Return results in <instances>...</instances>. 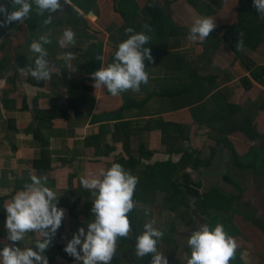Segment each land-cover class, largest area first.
Masks as SVG:
<instances>
[{"label":"crops","instance_id":"0c3cea01","mask_svg":"<svg viewBox=\"0 0 264 264\" xmlns=\"http://www.w3.org/2000/svg\"><path fill=\"white\" fill-rule=\"evenodd\" d=\"M130 1L61 0L63 9L47 25L43 20L48 14L37 16L35 6L23 23L0 25V248L9 243L6 204L30 182V175L46 176L65 215L44 254L49 264H79L64 248L73 233L80 227L87 230V222L94 219L95 195L82 186L81 179L133 155L142 158L143 163L136 166L139 172L152 162L172 161L177 164L173 180L199 183L196 156L184 161L190 148L205 162L211 161L203 169V192L228 194L227 207L221 209L234 219L229 221L232 229L227 234L237 241L235 253L245 264H264V147L259 148L260 139H251L241 130L253 119L257 132L264 134V73L260 70L264 67V30L254 31L247 40L243 30L232 29L237 25L264 28V18L250 15L245 17L250 21L244 18L239 24L240 0H197L194 5L189 0H160L151 8L148 5L154 0ZM0 4L12 7L10 0H0ZM121 4L130 25L117 10ZM198 15L213 17L216 24L215 36L212 31L203 42L189 38ZM157 18L145 45L153 56L151 62L145 60L148 84L116 96L106 88L95 89L91 74L113 61L119 42L130 35L125 30L144 31L143 25ZM31 19L38 24L36 28ZM68 27L75 32V43L61 45L59 40ZM41 32L51 33L52 43L45 47L52 74L38 81L23 69L33 66L29 46ZM240 36L246 45L236 46ZM68 51L75 56L70 63L63 58ZM80 99L83 105L78 104ZM65 112L66 117L53 116ZM227 142L246 159L248 168L235 164ZM142 147L155 153L147 159ZM255 155L260 159L251 165ZM166 198L167 192L159 190L155 203H136L153 211L155 227L161 230H170L178 216V209L173 210ZM199 201L198 196L189 197V202ZM195 209L201 211L200 205ZM219 210L202 215L186 209L193 226L175 225L188 234L181 235L184 239L189 238L188 230L208 224ZM150 218L143 216L146 221ZM134 233L130 224L128 236ZM35 239V233H28L18 246L34 247ZM121 244L118 237L116 247ZM168 249L160 247L167 256ZM185 250L182 247L176 258L182 264L190 256Z\"/></svg>","mask_w":264,"mask_h":264},{"label":"clouds","instance_id":"9594fccd","mask_svg":"<svg viewBox=\"0 0 264 264\" xmlns=\"http://www.w3.org/2000/svg\"><path fill=\"white\" fill-rule=\"evenodd\" d=\"M10 3L11 10L6 4H0V16L3 17L0 25L23 23L33 12V6L37 16L45 17V13L48 14L43 20V24L47 25L51 23L53 15L63 9L61 0H10ZM253 6L264 18V0H253ZM215 27L213 17L198 15L192 21L189 38L203 42ZM144 28L151 31L147 24ZM125 31L130 35L119 42L113 61L91 74L95 89L106 88L113 96L128 90L139 91L141 84L147 85L149 82L145 60L151 62L153 56L151 49L145 45L149 44L151 36L146 31L136 32L131 27ZM51 43V33L41 32L29 46L33 66L23 70L30 71V75L38 81L51 77L52 68L45 47ZM59 43H75L72 28L63 30ZM242 43L240 36L236 46H242ZM63 58L70 63L75 56L68 51ZM96 59L103 61L102 56ZM137 183L138 177L118 162L106 169L102 168L96 175L82 178V186L92 190L95 195L91 209L94 219L87 222V230L80 227L73 233L64 251L79 264H111L117 238L127 237L130 231L128 213L135 207L132 197ZM57 205L58 196L47 186V177L30 175V182L16 191L5 206L6 239L9 243H4L0 248V264H49L44 253L65 215V210ZM148 214L146 210L145 215ZM155 224L154 219L148 220L143 232L136 237V255H152L151 264H168L167 258L157 251L158 241L164 233ZM28 233L36 234L34 247L18 246ZM188 245L191 256L187 264H229L237 249V241L226 233L222 223H217L214 228L201 224L198 230L190 234ZM119 248L120 245L118 252Z\"/></svg>","mask_w":264,"mask_h":264},{"label":"trees","instance_id":"16d2710c","mask_svg":"<svg viewBox=\"0 0 264 264\" xmlns=\"http://www.w3.org/2000/svg\"><path fill=\"white\" fill-rule=\"evenodd\" d=\"M194 4H196L197 0H189ZM130 0H126V3L130 4ZM160 0H154L153 2H151L148 5V8H151L155 5H157L158 3H160ZM170 4V2L168 3V5ZM170 6V5H169ZM12 7H9V10H11ZM119 13H121L125 19L127 20V24H131L130 19L128 18L125 10H124V6L121 4L120 7L117 9ZM239 13V24H241V22L244 21L245 17H248L250 15L252 16H257L259 19L261 18V15L258 13L257 9L253 6V0H240V8L238 10ZM240 16H242V18H240ZM247 20H249V18H245ZM34 19H31V24L33 26V28H36L38 26V24L35 25V23L33 22ZM250 21V20H249ZM159 22V18H157L155 21H153L151 24H147L151 27H155L156 23ZM142 27V26H141ZM139 27V28H141ZM144 27V25H143ZM233 30H237L239 29L240 31L243 30L244 34L248 40V38H250V36L255 35L254 31H258V30H264L263 27L259 26L256 28H249V26H242V25H237V26H232ZM31 31V30H30ZM144 31L148 32L147 29H144ZM215 31L212 32V36H215ZM232 34L234 35L235 33L232 31ZM245 38V37H244ZM235 40V39H234ZM239 40V39H238ZM242 45H246L245 42L242 43ZM237 53H241L237 48H235ZM247 68H253V64H246ZM260 70L263 71L264 73V67L260 68ZM88 91H91L92 88H87ZM94 91V90H93ZM71 102H74V100H71ZM69 103V101H68ZM78 104L83 105L84 104V100L80 99L78 100ZM77 109V108H75ZM53 116H67V113L65 112L64 114H57V115H53ZM253 119H250L248 122H245L242 126H241V130L243 132H245L247 135H249L251 139H260V146L259 148L261 149V147H264V134L258 133L256 130L255 125L253 124ZM253 131V132H252ZM228 145V147H230L234 153V162L235 164L240 167V168H248L247 164L244 163V161H246V159H244L243 157L239 156V154L237 153V151L235 150L234 146L232 143L227 142L226 143ZM114 149L116 147H113ZM215 149V146H214ZM142 154L144 156H146L147 159L151 158V156L155 153L153 151H148L146 150L145 147H142ZM192 156H196L195 159V163L199 164L200 166V172L199 174L200 176V182L199 183H195V182H191L192 184H179L176 180H173L172 175L175 171V169L177 168V164H175L172 161H157V162H152L150 164H148V167L146 170H144L143 172H139L136 169V166H138L139 164L143 163L142 158H139L137 156H133L130 155V158H128L127 156H123V158L119 159V163L123 164L126 168V170H130L131 168L135 170H130L131 173L135 176L138 177V183L135 187L134 193H133V200L135 202V207L134 209L128 213V217L130 218V224L132 227H134V234L133 237H119L121 240V245L119 248V252L116 249V252L114 254V261L112 264H120L121 262V257L120 255L124 252V251H128L131 254H135L136 253V237L138 235H140L143 230H144V224L147 222L145 219H143V216L145 215V211H148V215L146 217H150L151 219H154L153 216V211L150 209H142L136 206V203L138 202H143L144 204H153L155 203L156 197H157V193L159 192V190L162 191H166L167 192V202L168 204H170L169 206L173 209V210H179V212L185 211V209L183 208L184 206L186 207V205L188 204L189 201V197H202L203 194H205L203 191V169H205L206 165L211 164V161L205 162L204 160H202L197 152L195 150L192 149H188V151L186 152L185 156H184V161L188 162V160L192 157ZM256 159H260V158H253V160L250 162L251 165L256 164ZM262 162H264V157L261 159ZM47 164V163H46ZM134 166V167H133ZM258 171V170H256ZM228 180L232 183H234V180L231 178H228ZM212 192L214 190H211ZM209 191V192H211ZM216 191V190H215ZM211 192V193H212ZM207 193V192H206ZM213 194V193H212ZM220 195L222 196V194L220 193ZM233 199V198H231ZM218 199H215L213 202H217ZM200 203V201L198 202V204ZM208 204H214V203H208ZM201 207V206H200ZM219 210L221 209L218 208L217 206H206L203 209H200L202 211V214L204 215H209L210 212H212V210ZM188 210V209H187ZM88 213H91L88 211ZM92 214V213H91ZM181 215L184 216V213H180ZM211 221H214L216 218L215 217H211L209 218ZM155 220V219H154ZM191 224H193V222H191ZM177 225H175V223L172 226V229L170 231H163L164 235L162 237V239L160 240H164L168 243L169 249H168V257L170 259H173V261H175L176 255L178 254V252L181 249V243L176 239L177 238V233L175 232V230H173ZM139 256H137L135 254V260H138ZM177 262V261H175ZM176 264V263H175ZM179 264V263H178Z\"/></svg>","mask_w":264,"mask_h":264},{"label":"flooded vegetation","instance_id":"af4514ba","mask_svg":"<svg viewBox=\"0 0 264 264\" xmlns=\"http://www.w3.org/2000/svg\"><path fill=\"white\" fill-rule=\"evenodd\" d=\"M226 211L227 210H219L217 213H215L216 215H215V220L214 221H212V225L210 224V222L211 221H206V223H208V225L209 226H216V224L217 223H222L223 224V226H224V229H225V231H226V233H229L228 231H227V229H232V227H230L231 226V224L229 223V221H234V219H231V218H227L225 215V213H226ZM200 213H202V211H199ZM198 212V213H199ZM199 213V214H200ZM224 213V215L222 216V214ZM185 214H186V216H185V218L183 217V216H181L179 219H178V221L179 222H183V223H186V225H188V226H193V224H191V222H192V217H191V214H190V212H185ZM203 215V214H202ZM222 216V217H221ZM180 219H182L181 221H180ZM210 220V219H209ZM175 223H178V222H175ZM172 229V228H171ZM170 229V230H171ZM170 230H162V231H170ZM173 230H175V232L177 233V240L181 243V248L182 247H184L185 249H187V250H185L188 254L190 253L191 254V249H190V247H189V245H188V239L189 238H186V239H184V238H182V236L181 235H188V234H186V233H183L184 231H180L179 229H177V226L173 229ZM189 234H191L192 232H194V230H188L187 231ZM164 246H166L167 247V249L169 248V246H168V243L166 242V241H164V240H159L158 241V244H157V251H159L162 255H164L166 258H167V260H168V264H182L181 262H179V261H177L178 259H176L177 258V255H176V258H175V261H177V262H175V261H173V259H170L168 256H167V252H166V254H164L163 252H162V250H160V247H164ZM129 252L126 250V251H124L121 255H120V257H121V259H122V261L120 262V264H151V260H152V255H148V256H144V257H139V259L138 260H135L134 258H133V254L132 255H130V254H128ZM127 254H128V256H127ZM136 254V253H135ZM235 261L234 262V264H245V260H244V258L240 255V254H238V253H235V256H234V258H232L230 261H229V264L232 262V261Z\"/></svg>","mask_w":264,"mask_h":264},{"label":"rangeland","instance_id":"374dc122","mask_svg":"<svg viewBox=\"0 0 264 264\" xmlns=\"http://www.w3.org/2000/svg\"><path fill=\"white\" fill-rule=\"evenodd\" d=\"M224 190H227V189H224ZM229 192V190H227ZM212 192V191H211ZM207 191V193L203 194L202 197H200V203L197 204L195 202H189L188 201V204L186 205V207L184 206L183 208L185 209V211H182V212H179V210L175 213H178V216H177V219H176V222L179 223L178 219L183 216L181 215L180 213H184V216H186L185 212H186V209H190L191 211L195 212V213H198L199 211L196 210L195 208L197 206H201L200 209H203L204 207L206 206H217L218 208H222V207H227V199L228 198V194H226L224 192V194L220 191V193L222 194V196L220 195V193L218 191H213L212 193ZM215 199H218L217 202H213ZM214 203V204H208V203ZM189 205V206H188ZM191 205V207H190ZM216 210V209H214ZM212 210V211H214ZM182 219H180L181 221ZM210 228H214V226H210ZM183 238V236H182ZM118 248V246L116 247V249ZM189 255L191 256V254L189 253ZM190 256L188 257V259L190 258ZM133 258L135 259V254H133Z\"/></svg>","mask_w":264,"mask_h":264}]
</instances>
